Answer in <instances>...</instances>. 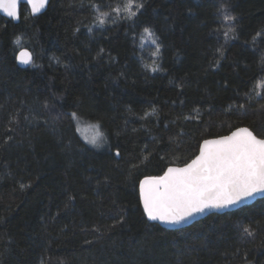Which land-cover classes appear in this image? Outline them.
<instances>
[{"label":"trees","instance_id":"1","mask_svg":"<svg viewBox=\"0 0 264 264\" xmlns=\"http://www.w3.org/2000/svg\"><path fill=\"white\" fill-rule=\"evenodd\" d=\"M124 2L50 0L37 15L22 5L18 22L0 15V264H264V198L170 230L148 221L138 189L206 138L240 126L264 138V36L252 39L264 0H144L135 37L129 21L94 23L90 5ZM221 3L239 17L234 39ZM144 26L160 37L157 71L144 67ZM17 36L34 57L25 68ZM72 112L99 122L107 143L84 141Z\"/></svg>","mask_w":264,"mask_h":264},{"label":"snow or ice","instance_id":"2","mask_svg":"<svg viewBox=\"0 0 264 264\" xmlns=\"http://www.w3.org/2000/svg\"><path fill=\"white\" fill-rule=\"evenodd\" d=\"M49 2L50 0H27L32 14L40 12ZM19 3L20 0H0V11L14 20L18 19ZM90 6L97 12L94 23L103 26L107 23L115 25L118 20L129 21V27L135 37L139 16L146 5L144 0H125L123 6L117 4L110 11H100L99 6L95 4ZM112 13H115V16H112ZM216 13L219 24L224 28L225 40L236 38L239 17L232 15L231 5L221 3ZM89 31L92 29L89 28ZM214 31L219 33L220 28ZM261 36H264V27H261L252 39L255 41ZM139 39L141 46L145 40L150 41L155 46L151 55L159 57L162 49L160 37L150 26L142 28ZM14 44L20 48L15 52V60L21 65L32 64L33 54L21 46L19 36ZM215 51L223 57L221 48ZM216 63L218 64L219 60ZM144 67L152 71L159 70L155 60ZM255 87L264 88V80L258 82ZM255 94L262 95L259 91ZM246 95L249 100L252 99L251 95ZM239 107L243 109L245 105L241 104ZM70 116L76 123L75 131L80 133L88 144L99 148L107 143V137L99 122H84L76 112L70 113ZM116 155H120L118 149ZM24 187L25 185L21 184V188ZM258 191L264 192V138H258L247 127H236L228 135L203 140L199 144L198 154L194 153V158L183 167H169L162 176L145 177L141 180L140 203L148 219L178 224L206 209L235 206ZM72 199L73 197L69 196V200ZM242 231L247 236L253 235L250 227L245 226Z\"/></svg>","mask_w":264,"mask_h":264},{"label":"water","instance_id":"3","mask_svg":"<svg viewBox=\"0 0 264 264\" xmlns=\"http://www.w3.org/2000/svg\"><path fill=\"white\" fill-rule=\"evenodd\" d=\"M26 5L27 6V8H28V10H29V12L31 13V8H30V6L27 4V0H20V3L18 4V13H19V17H20V9H21V6L22 5ZM47 6H48V4L45 6V8L44 9H41V11L40 12H38V13H36V14H32V15H37V14H39V13H42L43 11H45V9L47 8ZM0 15H2V16H4V17H6V18H8V19H11L13 22H18L19 21V18L18 19H12L11 17H8L5 13H3L2 11H0ZM25 48V47H24ZM28 51H30L28 48H26ZM20 50V49H19ZM18 50V51H19ZM31 52V51H30ZM32 53V52H31ZM17 64H18V66H20V67H28V66H30V65H21V64H19L18 62H17ZM240 127H247V126H240ZM247 128H249V127H247ZM250 129V128H249ZM234 130V129H233ZM251 130V129H250ZM230 133V132H229ZM228 133V134H229ZM228 134H225V135H228ZM255 134V133H254ZM225 135H221V136H225ZM256 135V134H255ZM219 136H217V137H211V138H206V139H216V138H218ZM258 137V136H257ZM258 138H261V137H258ZM205 140V139H204ZM203 141V140H202ZM202 141H201V143H202ZM198 151H199V149H198ZM197 154H198V152H197ZM194 158V157H193ZM192 158V159H193ZM190 162V160L187 162V163H189ZM184 166V164L183 165H170V166H168L166 169H165V171L169 168V167H183ZM164 171V172H165ZM164 172L162 173V175L164 174ZM162 175H160V176H162ZM147 177H158V176H147ZM145 178V177H144ZM144 178H142L141 180H143ZM140 180V181H141ZM138 189H139V198H140V182H139V186H138ZM261 198H264V192H260V191H258V192H256V193H254L251 197H249V198H246V199H244L243 200V202H240V203H237L235 206H230V207H227V208H223V209H206L204 212H202V213H197V214H194V215H192V216H190V217H188V218H186L183 222H181V223H178V224H176V223H165V222H162V221H159V220H150V219H148V217L145 215V217L148 219V221L149 222H153V223H157L158 225H160L161 227H163V228H165V229H170V230H173V229H179V228H184V227H187V226H189V225H191V224H193L194 222H196V221H198V220H200V219H202V218H204V217H206L207 215H209V214H213V213H216V214H221V213H225V212H229V211H233V210H236V209H238V208H240V207H242V206H245V205H249V204H252V203H254L257 199H261ZM141 204V203H140ZM141 208H142V210H143V205L141 204ZM144 213V212H143Z\"/></svg>","mask_w":264,"mask_h":264},{"label":"rangeland","instance_id":"4","mask_svg":"<svg viewBox=\"0 0 264 264\" xmlns=\"http://www.w3.org/2000/svg\"><path fill=\"white\" fill-rule=\"evenodd\" d=\"M124 3H125V2H124ZM122 6H123V5H122ZM96 24H97V23H96ZM97 25H99V24H97ZM139 47H140L141 51L143 52L144 57L148 58V59L151 61V63L153 62V60H155V61L157 62V57H153V56L151 55V53H152L153 51H155V46H154L150 41L145 40V41L143 42V46H141V42H140ZM151 63H150V64H151Z\"/></svg>","mask_w":264,"mask_h":264},{"label":"flooded vegetation","instance_id":"5","mask_svg":"<svg viewBox=\"0 0 264 264\" xmlns=\"http://www.w3.org/2000/svg\"><path fill=\"white\" fill-rule=\"evenodd\" d=\"M24 5V4H23Z\"/></svg>","mask_w":264,"mask_h":264}]
</instances>
